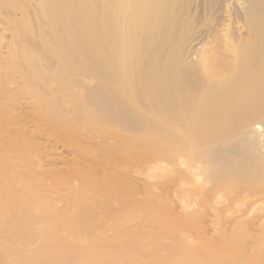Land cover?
Returning a JSON list of instances; mask_svg holds the SVG:
<instances>
[{"label": "bare ground", "instance_id": "6f19581e", "mask_svg": "<svg viewBox=\"0 0 264 264\" xmlns=\"http://www.w3.org/2000/svg\"><path fill=\"white\" fill-rule=\"evenodd\" d=\"M39 1L57 71L35 78L69 106L15 127L36 167L0 185V264H264L254 45L226 47L217 70L202 32L175 42L178 0Z\"/></svg>", "mask_w": 264, "mask_h": 264}, {"label": "rangeland", "instance_id": "374dc122", "mask_svg": "<svg viewBox=\"0 0 264 264\" xmlns=\"http://www.w3.org/2000/svg\"><path fill=\"white\" fill-rule=\"evenodd\" d=\"M233 1L178 0V8L184 10V16L182 25L174 32L175 42L183 49L191 34L202 32L204 36L198 38L197 43L202 44L204 51H212L215 57L212 67L217 70L223 68L222 52L233 44H253L259 58L264 60V0H242L247 3L245 10L233 7ZM51 41L45 9L39 0H0V153H3L0 155V185L5 187L18 186L24 180L19 167L22 163L35 164L27 152L14 145L19 133L15 127L30 129L26 113L33 110L56 117L60 111L68 112V102L64 98L55 99L54 86L46 90L40 83L41 77L35 78L41 74H56ZM24 94L31 98H25ZM30 100H34L32 105L28 103ZM52 102L55 104L51 105ZM58 148L61 150L60 145ZM61 155L64 152L61 151ZM54 165L60 163L44 161L45 168ZM157 178L152 181L159 180ZM7 202L1 198L0 206ZM100 225L103 226L89 224L82 234H94V227L95 231L103 229Z\"/></svg>", "mask_w": 264, "mask_h": 264}]
</instances>
